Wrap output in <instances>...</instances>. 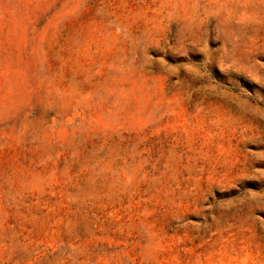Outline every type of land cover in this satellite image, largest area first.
<instances>
[{
  "label": "rangeland",
  "instance_id": "obj_1",
  "mask_svg": "<svg viewBox=\"0 0 264 264\" xmlns=\"http://www.w3.org/2000/svg\"><path fill=\"white\" fill-rule=\"evenodd\" d=\"M0 264H264V0H0Z\"/></svg>",
  "mask_w": 264,
  "mask_h": 264
}]
</instances>
